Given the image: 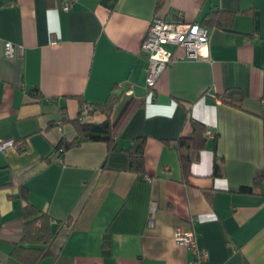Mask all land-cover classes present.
<instances>
[{"label":"crops","instance_id":"0c3cea01","mask_svg":"<svg viewBox=\"0 0 264 264\" xmlns=\"http://www.w3.org/2000/svg\"><path fill=\"white\" fill-rule=\"evenodd\" d=\"M218 10L232 21L209 26L210 60L169 46L176 62L151 95L140 54L151 22L202 23ZM232 90L240 108L219 98ZM111 94L117 149L87 142L54 153L76 136L83 104ZM193 121L206 126L207 146L191 152L185 177L176 144ZM138 137L145 175L130 171L124 150ZM1 141L27 145L0 150L1 264H23L11 254L24 236L22 186L56 234L39 264H190L180 228L208 253L201 264H264V179L238 192L264 177V0H0Z\"/></svg>","mask_w":264,"mask_h":264},{"label":"trees","instance_id":"16d2710c","mask_svg":"<svg viewBox=\"0 0 264 264\" xmlns=\"http://www.w3.org/2000/svg\"><path fill=\"white\" fill-rule=\"evenodd\" d=\"M210 16L205 17L204 21L200 23L202 26L209 28V26L217 24L220 20L226 21L231 19V15L227 16V13L214 11ZM232 21V19H231ZM224 103L231 106L241 107L243 96L238 90L228 91L225 95L219 97ZM118 100L117 95H110L108 99L102 104L93 105L89 114L95 112H101L105 115V119L101 123H87L82 120V117L74 120V126L76 136L72 141H68L65 138L61 139L58 145L54 149V153H59L62 156L65 151L78 147L87 142H103L107 144L110 150L117 149L115 139L112 134L110 115L113 110V106ZM84 105V104H83ZM206 126L200 122L193 121L192 134L189 137H181L178 139L176 149L180 158L183 174L186 177L190 173L191 167V152L201 151L206 148L207 141L204 133ZM215 140V162L213 166V176H221V168L217 161ZM145 146L146 138L138 137L133 140L132 144L124 150L129 154L130 171L145 175ZM21 150V149H20ZM48 157L47 161H52V156ZM264 177H256L252 186H244L238 189L240 193H252L254 188L262 185ZM21 200L24 202L22 207V217L24 221V236L20 244L14 246L12 250V256L22 262L23 264H39L44 258L51 246L55 235L51 231V217L48 213L40 210L36 206L30 203L28 199V190L25 186L20 189ZM59 224V222L57 223ZM1 264V260H0Z\"/></svg>","mask_w":264,"mask_h":264},{"label":"built area","instance_id":"2783aa9c","mask_svg":"<svg viewBox=\"0 0 264 264\" xmlns=\"http://www.w3.org/2000/svg\"><path fill=\"white\" fill-rule=\"evenodd\" d=\"M71 3H64L62 9L68 12ZM181 47L185 51L186 59L195 61L210 60V32L209 29L200 23H169L161 18H155L149 27V30L142 42L140 54L148 61L146 69V88L154 94L157 82L163 72L176 62L175 54L168 47ZM21 50V49H19ZM16 52L14 45L6 43L5 55L12 57ZM90 104H84L80 114L85 118L91 112ZM61 123H59V126ZM212 136V131H208ZM26 150L27 145L24 142L15 143L14 141H1L0 150L6 151L7 148ZM148 179V178H147ZM150 180V179H148ZM151 211L154 214L155 205H151ZM176 242L188 247L194 256L190 264H201L208 258V253L201 249L197 243L196 234L192 231L178 229L175 236Z\"/></svg>","mask_w":264,"mask_h":264}]
</instances>
